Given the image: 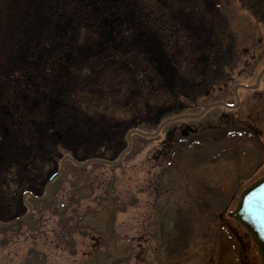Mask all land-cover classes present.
<instances>
[{
  "label": "rangeland",
  "instance_id": "rangeland-1",
  "mask_svg": "<svg viewBox=\"0 0 264 264\" xmlns=\"http://www.w3.org/2000/svg\"><path fill=\"white\" fill-rule=\"evenodd\" d=\"M142 1L146 7L142 14L152 28L169 35L165 36L168 57L179 73L174 91L141 82L129 63L137 61L133 55L96 58L83 67L73 98L89 117L87 127L83 132L69 129L60 141L49 139V149L40 158L49 164L42 165L41 175L31 185L20 187L16 179L11 183V193L24 190L2 218L12 221L25 214L26 219L0 229V264H26L31 249L43 258L41 264H111L115 259H120L117 264H163L158 259L166 257L155 250L153 228L158 225L153 222L161 218L167 227L179 205L190 208L192 239L187 256L178 264H260L254 244L229 211L238 192L264 174V69L259 86L237 88L235 106H204L215 100L233 103V85L254 82L264 66L263 21L242 0ZM60 2L0 0V91L9 94L14 89L11 97L25 115H34L45 97L37 79L39 70H44L38 57L42 45L65 38L83 41L87 34L72 16L57 17ZM112 4L120 6L118 0ZM18 72L28 74V79L19 78ZM23 94L28 98L22 100ZM7 119L0 116V147L10 146L21 132ZM178 126L166 141V132ZM94 139L100 142L91 149ZM198 144L209 152L224 145L235 156L230 153L196 164ZM64 154L78 162H63L45 194V180L59 168ZM178 154L184 156L180 168H169L178 162ZM89 158L99 160L86 161ZM191 182L196 184L194 190L204 182L228 194L215 203L216 209L200 213L192 206L194 196L185 190L186 185L191 190ZM24 191L36 197L28 198ZM107 193L122 203L112 229L106 228V212L98 204ZM94 220L93 228L104 230L106 246L98 244L96 231L85 226ZM74 222L77 231L69 233L73 227L68 224ZM231 229L242 243L232 247L229 240L230 249L224 244L219 256L218 244ZM80 231L87 233L79 235ZM94 250L101 252L96 259Z\"/></svg>",
  "mask_w": 264,
  "mask_h": 264
},
{
  "label": "trees",
  "instance_id": "trees-1",
  "mask_svg": "<svg viewBox=\"0 0 264 264\" xmlns=\"http://www.w3.org/2000/svg\"><path fill=\"white\" fill-rule=\"evenodd\" d=\"M114 1L61 0L58 13H56L57 17L65 19L72 16L81 23V28L85 29L87 34L84 36L83 41L77 42L67 38L62 43L56 39L50 42L46 40V43L40 48L41 53L38 54V57L42 60L44 70H39L37 79L43 85L45 97L38 104L34 115H25L20 110L18 104L11 97L15 92L14 89L11 88L9 94L0 91V116L5 119L8 118L9 123L21 127L20 135L13 139L10 146L2 145L0 147V219L10 213L8 211L9 204L12 208L15 207L13 199L20 196L24 190H14L15 193H11V183L16 179L19 182L18 186L22 185L20 187L31 185L32 181L38 179L41 175L42 165L47 166L49 164L40 162L42 155L49 149V139L53 137V141H60L62 137L69 134V129L72 130L76 127L83 132L84 127H87L86 122L89 121V117L79 110L73 98L79 79H81L79 72L83 67L90 66L96 58L116 57L127 59L133 55L137 61L129 63L141 82L144 81L147 84L174 91L179 78L178 69L169 60L166 35L164 36V32L162 34L160 29L152 28L151 22L142 14L143 8H146L144 1L118 0L120 6H116L117 4L111 6ZM113 7H115V10ZM56 25L58 24L56 23ZM59 28L63 30L62 26H59ZM148 72L153 74V78ZM17 76L19 78L22 76V78L27 77L26 79L29 77L28 74L21 75L19 72ZM11 86L12 84L9 85V87ZM25 98H28V96L23 94L22 100ZM175 129L166 132V141L171 140ZM98 141V139L92 141L90 144L91 149L97 148ZM195 148V151L199 150L197 151L198 155H194L196 164L212 162L218 157L233 154L224 145L214 152H209L208 147L204 149L199 144ZM70 157L72 159H64L63 162H69V160L75 162L74 157L72 155ZM178 157V162L174 165L170 164L169 168H180L181 159L184 156L178 154ZM187 157H190V155L187 154ZM77 168L83 169L84 166ZM182 174L184 173L182 172ZM193 177L195 176L193 175ZM160 178L161 176H159ZM156 179L158 180V178ZM194 186L196 184L191 182V190L188 185H186L185 190L188 195L194 196L192 206L196 207L200 213L206 214L210 210L216 209L217 206L212 208L215 203L218 204L228 194V190L204 182H201L195 190ZM98 204H101V208L106 212V228H111L115 211L122 203L115 195L107 193V196L99 199ZM112 204L115 207H112ZM163 204H166V202ZM159 205L156 206V209ZM189 210L190 208L182 205L176 207L167 227L162 224L161 218L157 217L158 223L157 221L153 222L154 226L158 225V227L153 228V234L157 239L155 250L158 249L157 252L166 257L165 259H158L159 263L178 264L187 256L190 248L189 242L192 239L190 238L192 227L187 215ZM161 217L163 218L162 215ZM25 219L23 218L8 226L2 224L0 229L4 230L18 226ZM93 223H96V220L88 221L85 226L96 231L98 244L106 246L108 240L103 238L104 230L93 228ZM70 226L73 228H70ZM68 227L70 228L69 233L77 231L76 222L73 225L68 224ZM86 233L80 231L79 235ZM110 233L112 234V230H110ZM225 234H227V239L218 244L219 256L224 250V244L227 245V249H230L229 240H232V247L234 243H242L235 230H228ZM93 249L98 248L94 247ZM30 251L31 257L26 259V264L43 263V258L39 254L33 249ZM99 254H101L100 251L94 250L92 258H98ZM119 261L120 259L112 260L111 264H117Z\"/></svg>",
  "mask_w": 264,
  "mask_h": 264
},
{
  "label": "water",
  "instance_id": "water-1",
  "mask_svg": "<svg viewBox=\"0 0 264 264\" xmlns=\"http://www.w3.org/2000/svg\"><path fill=\"white\" fill-rule=\"evenodd\" d=\"M229 214L248 233L264 264V174L239 192Z\"/></svg>",
  "mask_w": 264,
  "mask_h": 264
},
{
  "label": "flooded vegetation",
  "instance_id": "flooded-vegetation-1",
  "mask_svg": "<svg viewBox=\"0 0 264 264\" xmlns=\"http://www.w3.org/2000/svg\"><path fill=\"white\" fill-rule=\"evenodd\" d=\"M242 2L246 6L248 11H251L252 14H254L256 16L257 15L260 16L262 19L261 18L258 19V17L256 19H258L260 21L262 20L263 24H264V2L263 1H257V0H242ZM261 76H262V74H261V71H260V73L258 72L256 74V77H255V80H254L253 83H243V82H241V83H237V84L233 85L232 89L235 92L234 106L239 101V97L237 95V88H239V87L252 88V87H255V86H259V84L261 83Z\"/></svg>",
  "mask_w": 264,
  "mask_h": 264
}]
</instances>
